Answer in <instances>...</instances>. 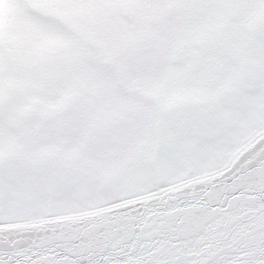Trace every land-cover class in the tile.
<instances>
[{
    "label": "snow or ice",
    "instance_id": "obj_1",
    "mask_svg": "<svg viewBox=\"0 0 264 264\" xmlns=\"http://www.w3.org/2000/svg\"><path fill=\"white\" fill-rule=\"evenodd\" d=\"M0 264H264V0H0Z\"/></svg>",
    "mask_w": 264,
    "mask_h": 264
}]
</instances>
